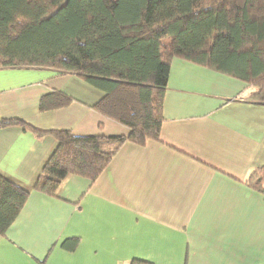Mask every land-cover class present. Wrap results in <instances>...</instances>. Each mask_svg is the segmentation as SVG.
I'll return each mask as SVG.
<instances>
[{"label":"crops","instance_id":"obj_1","mask_svg":"<svg viewBox=\"0 0 264 264\" xmlns=\"http://www.w3.org/2000/svg\"><path fill=\"white\" fill-rule=\"evenodd\" d=\"M56 90L76 102L40 112ZM248 94L245 83L173 59L159 141L124 142L93 183L68 176L55 197L33 191L53 135L0 125V175L29 192L0 235V264H264V193L243 183L264 168V107ZM103 96L69 73L0 69V120L38 131L127 137L89 108Z\"/></svg>","mask_w":264,"mask_h":264},{"label":"trees","instance_id":"obj_2","mask_svg":"<svg viewBox=\"0 0 264 264\" xmlns=\"http://www.w3.org/2000/svg\"><path fill=\"white\" fill-rule=\"evenodd\" d=\"M173 59L245 83L244 101L264 107V0H0V69L74 75L104 92L90 109L129 129L127 137L75 136L0 120L57 141L33 191L55 197L68 176L93 183L124 142L159 141ZM74 102L56 90L40 98L39 111ZM243 183L264 193V168L250 171ZM28 196L0 175V235Z\"/></svg>","mask_w":264,"mask_h":264}]
</instances>
